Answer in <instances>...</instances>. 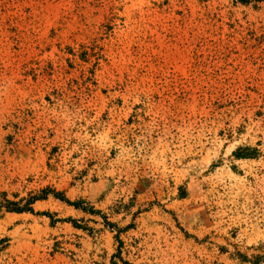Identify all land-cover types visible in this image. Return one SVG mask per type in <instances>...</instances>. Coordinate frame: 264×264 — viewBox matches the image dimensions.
Wrapping results in <instances>:
<instances>
[{"label":"rangeland","instance_id":"obj_1","mask_svg":"<svg viewBox=\"0 0 264 264\" xmlns=\"http://www.w3.org/2000/svg\"><path fill=\"white\" fill-rule=\"evenodd\" d=\"M45 195L0 264H264V0H0V206Z\"/></svg>","mask_w":264,"mask_h":264},{"label":"trees","instance_id":"obj_2","mask_svg":"<svg viewBox=\"0 0 264 264\" xmlns=\"http://www.w3.org/2000/svg\"><path fill=\"white\" fill-rule=\"evenodd\" d=\"M251 1L252 0H239V2L242 4H249V3H251ZM47 197H48V195L31 197L30 199H28L25 202V204L23 206H21L22 202L21 203H14V202L6 201V205L0 206V208L5 207L8 211L16 212V213H26V212L34 213V210L32 207L33 204L39 200H45ZM62 200L68 202L65 198H62ZM76 207H79V206L76 205ZM5 243H6V240L1 239L0 240V247ZM1 251H2V249L0 250V252Z\"/></svg>","mask_w":264,"mask_h":264}]
</instances>
